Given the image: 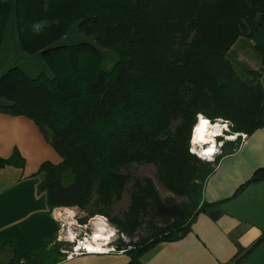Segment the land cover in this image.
Here are the masks:
<instances>
[{
	"label": "trees",
	"instance_id": "obj_1",
	"mask_svg": "<svg viewBox=\"0 0 264 264\" xmlns=\"http://www.w3.org/2000/svg\"><path fill=\"white\" fill-rule=\"evenodd\" d=\"M13 7L23 51L40 52L51 70L30 77L13 65L0 75V112L31 119L61 158L40 163L38 192L49 212L76 207L85 211L81 223L107 216L129 237L114 254L141 264L145 251L181 239L217 204L203 200L204 184L238 140H225L213 161L201 160L189 150L197 116L230 120L232 131L246 134L264 124V47L255 46L258 69L228 54L240 36L260 30L264 0H0V44ZM72 22L99 46L53 45ZM100 47L118 54L111 69L102 67ZM134 164H154L161 185L183 200L161 198L150 177L131 180ZM6 165L21 167L23 158L0 156ZM262 178L264 167L247 182ZM129 184L128 209L111 217ZM145 222L149 234L134 238Z\"/></svg>",
	"mask_w": 264,
	"mask_h": 264
},
{
	"label": "crops",
	"instance_id": "obj_2",
	"mask_svg": "<svg viewBox=\"0 0 264 264\" xmlns=\"http://www.w3.org/2000/svg\"><path fill=\"white\" fill-rule=\"evenodd\" d=\"M253 36H240L228 54L244 68L258 69V44L247 47L243 42ZM14 151L23 165L0 167V264H16L19 258L25 264H126L122 253L65 258L56 242L61 239L63 218L57 211L62 207L49 212L45 193L37 189L40 163L61 158L31 119L0 112V156L8 158ZM261 167L264 124L223 155L206 179L203 200L217 204L200 214L181 239L161 241L145 251L140 263L264 264V178L247 182Z\"/></svg>",
	"mask_w": 264,
	"mask_h": 264
},
{
	"label": "rangeland",
	"instance_id": "obj_3",
	"mask_svg": "<svg viewBox=\"0 0 264 264\" xmlns=\"http://www.w3.org/2000/svg\"><path fill=\"white\" fill-rule=\"evenodd\" d=\"M260 29L261 30L259 31V33L254 34L252 40L244 39L243 42L244 44L245 43L247 44V47H248V44L264 45V27ZM78 42H88V43H93V44L98 45L92 35L79 31L77 28V22H72L69 25L65 35L57 39L53 43V45L74 44ZM100 50H101V56H102V62H101L102 67L105 69H111V67L114 65V63L118 59V54L116 53L115 50L111 48L100 47ZM254 52H256V50ZM232 54L233 53H231L230 55L232 56ZM13 65H18L30 77H35L41 72H44L47 75H51V70L46 64L40 52L26 53L23 51L20 45V42H19V38H18L14 7L12 11L10 12L9 17L6 21L4 31H3L2 41L0 44V75ZM238 71H239L240 77L244 81H248L250 76L247 73H245V71L242 70L241 68ZM198 116H200V114ZM198 116H197V121H198ZM219 118L221 119V117ZM219 118L217 117L216 119H219ZM224 120H227V119H224ZM44 138L46 139L45 135H44ZM192 141L193 140H192V129H191L190 138H189V150L191 148L192 149V151L190 150L191 152H193V148H194L193 147L194 143ZM130 175H131V180H135L143 176L150 177L156 186V190L158 191V194L163 199L170 198V199H174L175 201L183 200L182 197L176 196L175 194L168 191L166 188H164L161 185V183L159 182L157 178V168L154 164H134L130 169ZM130 189H131V185L129 184V186L122 193V197L119 200H114L111 208L108 210L111 217H119L128 209V206L130 204ZM96 197L97 195L94 193V200L96 199ZM57 212H59L60 214L62 213L59 216H62L63 218L60 221L61 239H57L56 241L59 247V250L64 247L67 248V246L71 245V243H69L68 241H65L66 239L64 238L66 237L71 238L74 236V238H71L73 242L75 241V239H81L83 236H85L86 239L88 238V240L91 239V236L94 235V232L97 230V223L100 221V217L104 219L105 224H106L105 226L108 229L111 228L112 233L114 232V235L109 236L110 241H112L110 246H113L114 249H116L115 243L118 240L121 239V240H124V242H128L129 240V237L126 236L125 234L120 233L118 229H116V227H114L111 224L109 218L103 214H95L89 217L86 223H81L78 220V218L84 216L85 211H81L76 207H72V208L65 207V208L58 210ZM148 234H149V230H148L147 223L145 222L140 226L139 229L135 231L134 238L145 236ZM65 243L67 244L65 245ZM109 254H114V253H109Z\"/></svg>",
	"mask_w": 264,
	"mask_h": 264
},
{
	"label": "bare ground",
	"instance_id": "obj_4",
	"mask_svg": "<svg viewBox=\"0 0 264 264\" xmlns=\"http://www.w3.org/2000/svg\"><path fill=\"white\" fill-rule=\"evenodd\" d=\"M201 118L207 120L209 123L204 126L203 132L198 133L197 129L200 125ZM223 128L224 127L221 125V123L212 125V121L210 119L200 114V116H198V121L192 127V142L194 143L193 151L205 155L214 154V147L210 143L213 142L214 136L220 133ZM235 137L236 135H232V137L229 138L233 139ZM210 149L211 151H209ZM57 214L59 216L62 213L60 214L59 212H57ZM105 225L106 224L104 219L100 217V221L97 223V230L94 232V235H92L91 239L89 240L88 238H85L81 241L79 240L77 248H85V250L90 253H94L97 251H105V249L109 246V243L111 242L109 236L114 235V232H111L112 229H108ZM71 238H74V236ZM71 238L68 237V240H71Z\"/></svg>",
	"mask_w": 264,
	"mask_h": 264
},
{
	"label": "built area",
	"instance_id": "obj_5",
	"mask_svg": "<svg viewBox=\"0 0 264 264\" xmlns=\"http://www.w3.org/2000/svg\"><path fill=\"white\" fill-rule=\"evenodd\" d=\"M260 81H261V85H262V87L264 89V73L262 74ZM211 121H212V125L221 123V125L225 128V131H223V136L219 140V145H221V146L218 147V149H217L218 150L217 156L223 154V149H222L223 144H224L225 140H231L229 137H232V135H236V138L232 139V141L238 140V144H237V146H238L239 143L242 142L247 136V134L244 133V132H234V131H232L233 124H232V122L230 120H224L222 118L221 119L220 118L219 119L214 118ZM190 150L192 151L191 148H190ZM197 155H198V157L201 160H204V161H213L215 159V157H216L213 154L212 155H205V154L197 153ZM85 238L86 237L83 236L81 239H75L74 242L71 241V240H68L67 237L64 238V239H66L65 241H68L69 243H71V245L67 246V248L64 247V248L60 249V251L65 255L66 259H71V258H73L75 256L84 255V254H106V253H115L116 252V249H114L113 246H110L112 241L109 243V246L105 249V251H100V252L97 251V252H94V253H90V252H87V250H85V248H77L79 240L81 241V240H83ZM66 244L67 243H65V245ZM25 262L26 261H25L24 258H19L16 264H25Z\"/></svg>",
	"mask_w": 264,
	"mask_h": 264
},
{
	"label": "clouds",
	"instance_id": "obj_6",
	"mask_svg": "<svg viewBox=\"0 0 264 264\" xmlns=\"http://www.w3.org/2000/svg\"><path fill=\"white\" fill-rule=\"evenodd\" d=\"M45 7H47V6H45ZM33 28H34V31H39L40 30V28H41V25L40 24H35L34 26H33ZM223 131H225V128H223L222 129V131L220 132V133H218V134H216L215 136H214V140H213V142H211L210 144L211 145H213V147H214V154L213 155H215V156H217V153H218V147H220L221 145H219V140L222 138V136H223ZM194 152V151H193ZM196 155H197V152H194ZM198 156V155H197Z\"/></svg>",
	"mask_w": 264,
	"mask_h": 264
},
{
	"label": "snow or ice",
	"instance_id": "obj_7",
	"mask_svg": "<svg viewBox=\"0 0 264 264\" xmlns=\"http://www.w3.org/2000/svg\"><path fill=\"white\" fill-rule=\"evenodd\" d=\"M208 123L209 122L207 120H204L203 118H201L200 125L198 126L197 132L198 133L203 132L204 126L207 125ZM209 151H211V149Z\"/></svg>",
	"mask_w": 264,
	"mask_h": 264
}]
</instances>
